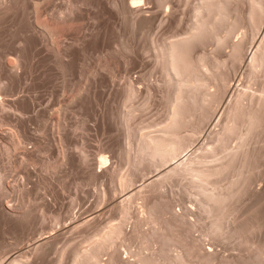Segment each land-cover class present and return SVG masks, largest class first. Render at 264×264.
Here are the masks:
<instances>
[{
    "label": "rangeland",
    "instance_id": "1",
    "mask_svg": "<svg viewBox=\"0 0 264 264\" xmlns=\"http://www.w3.org/2000/svg\"><path fill=\"white\" fill-rule=\"evenodd\" d=\"M157 1L0 0V64L5 68L7 66L8 69L4 78L0 77V264L18 258L26 260L28 264H75L74 261L80 257L78 254L85 251L87 246H92L90 244L94 243L93 241L100 239L98 234L104 233L109 224H117L116 222L121 223L124 228L123 234L115 238V244L114 241L109 243L114 246L111 245L110 248L109 245L105 248L112 251V256L103 248L104 253L99 257V259L102 257L101 264H143L145 258L153 261L149 264H237L238 257L241 259L248 256L245 254L251 253V250L246 249L245 242L250 241L251 245L255 246L262 241L261 236L264 238V218L259 222L260 225L256 222L257 225H254V222L252 224L249 221L248 225L251 226L249 225L247 232L250 229L252 231L244 233L241 238L237 235L230 238L234 233L228 230L233 221L238 222L237 219L239 220L241 216L240 223L244 221L243 218L250 219V214L253 217L252 213L256 210L261 211L264 217V201H258L261 203L256 205L253 191L242 194L239 201L233 202L231 199L225 203L221 223L227 227L224 230L230 233L221 230L222 233L219 234L218 230L216 232L213 231L214 228L211 230L208 220L201 221L200 218L198 221L200 216L202 218L207 216L208 211L205 213V209L198 205L195 199L199 197L195 196L197 191L189 186L187 178L184 180L185 175L181 178L171 175L170 178L168 176V180L164 178L163 182L159 177L169 166L171 168L187 158L195 160V156L201 154L204 148L202 152H206L207 146H210L211 135L207 134L222 128L219 126L223 125L224 118L221 120L222 124L219 121L224 117L225 105L236 93L234 89L238 91L246 86L252 90L251 87L258 84L252 80L259 81L260 77L255 79L258 73L253 74V77L256 75L254 78L252 76L249 78L252 74L247 73L248 76L245 69L248 58L254 51L252 45L264 30V17L258 27L260 31H256V34L254 32L253 35L251 32L252 39L249 35L250 29L248 27L243 29V23L236 30L233 28L236 32L230 36L232 39L243 37L244 33L251 39L247 38V45L243 46L244 52H241L243 59H240V64L239 61L235 63V68H230L234 64L231 65L232 60L225 58L228 48H223L222 43L220 44L222 50L219 51L218 48L219 52L215 49L219 44H215L210 36L208 40H201V43L206 41L205 45L199 41H197L199 46L195 43L196 53H207L211 57L213 52L217 51V58L230 60L228 65L227 61L224 63L223 60L224 66L227 65L228 68L227 66L225 70L220 68L226 74L229 72L228 86H224L226 91L224 88L221 89L224 90L225 95L221 93L224 98L220 95L223 99L219 97L221 101L218 99L211 109L214 113L211 112L208 119L200 122L201 125L197 119L199 112L193 115L192 123L191 120L189 122L191 125H183L186 131L183 134L191 136L196 128L199 133L196 135V132V136L192 134L191 143L187 142V146H184L176 159L170 160L169 164L152 169V172L150 168L149 172L142 167L144 165H140L142 168L138 165L137 168L135 164L129 162L131 157L127 156L125 150H130L136 141L135 137L145 128L148 130L156 127L167 113L169 101L166 98L169 96L167 91L171 92L172 86L169 85L170 82L168 84L169 78L167 79L156 61L154 48L170 40V37L174 38L184 33L189 24L191 3H194L193 0H161L158 2L163 5H159ZM231 1L235 2L232 7L245 3L244 0ZM128 4L130 12L125 16L122 8ZM71 5L75 7L71 8ZM4 6L7 7L4 9ZM241 7L243 9L244 5ZM33 8L37 9L34 11ZM235 8L241 9L238 6ZM1 16L5 18L2 19ZM67 17L71 19L67 21ZM42 24H53L52 26L56 24V32L58 28L59 30L57 33L46 34L47 31L42 29ZM247 32L249 34H246ZM65 48L67 52L63 51ZM19 49L22 51L21 54ZM23 49L26 51L23 52ZM57 52L60 55H57ZM17 53L22 56V61L18 59L20 62L14 72L13 68L9 70L8 66L10 64L16 67L18 63L16 60L20 58L15 57ZM60 62H65L67 67L62 70ZM30 64L32 66H29ZM250 79L253 83L251 87L247 86V82L251 84ZM127 84L131 86L133 84L132 87L139 92L138 96L135 93L136 97L130 99L132 102H126L124 98ZM208 89L213 88L208 86ZM13 99L14 102L23 101L27 107L23 111L17 110L11 105ZM125 114H130V118L127 115L125 118ZM16 118L24 123L25 133L22 137L16 133L14 127L13 122L16 123ZM229 136L230 139L228 138L226 143L222 140L224 144H230L227 149L237 143L233 135ZM261 137L257 144H262L259 146L264 148V132ZM11 140L14 143H11ZM10 143L16 146H10ZM223 143L217 144H220L221 148ZM247 145L244 149L249 147ZM215 147L213 149L217 154L219 145ZM220 151L221 153L216 156L225 152L222 149ZM238 154L237 160L240 158ZM260 165L259 172L263 170V175L262 172L257 174V180H260L261 175L264 176V163L260 162ZM225 172L228 174L223 172L224 175L217 179L219 183L214 181V185L219 184L220 188H223L230 183V178H236L235 172L229 169ZM128 173L135 175L136 178L133 176L135 179L131 183L134 184L132 187L130 184L128 188L121 189L120 181L124 180ZM244 174V178L249 175L251 177L248 172ZM153 179L159 180V183ZM261 180L258 183H262L260 192L264 190V180ZM214 187L211 189L219 188ZM131 193L134 195L130 200L134 201H129L131 204L128 205L129 212L123 217L120 215L121 209L117 207ZM143 198L151 205L152 202L155 204L158 201L163 204L164 213L161 221L153 223L150 221L151 218H147L150 214L146 215L145 211H149V208L145 207L147 209L145 210L143 207L144 202L141 203V200H145ZM147 204L145 205L150 206ZM246 235L250 239L246 238ZM110 250L107 249V252Z\"/></svg>",
    "mask_w": 264,
    "mask_h": 264
},
{
    "label": "bare ground",
    "instance_id": "2",
    "mask_svg": "<svg viewBox=\"0 0 264 264\" xmlns=\"http://www.w3.org/2000/svg\"><path fill=\"white\" fill-rule=\"evenodd\" d=\"M80 1H82V0H80ZM158 1L161 2V0H158ZM158 1H157V3L159 4L160 2H158ZM244 1H245V3H241ZM244 1L243 0H241V2L238 1L242 5L241 4L235 5V7L238 6L241 8L239 10V8H235V7L231 6L232 4L235 3V2L232 3L231 0H193L194 3L193 4L191 3L192 8L190 10L191 15H190V19H189V24L187 25L184 33H182V35H178L177 37H174V38L170 37V40L162 42L161 44L157 45L154 48V51H156V56H155L156 61L160 64V67H162L163 72H165L164 75L166 74L167 79L169 78V81H167V82H168V84L170 82L169 85L172 86V90L169 88V90H171V92L167 91V94L169 96L165 93L166 96H168L166 98H168L167 100H169V101H168V105H167L168 108L166 110V112H167L166 116L163 118L164 120H162V122H160V124H158L156 127H153V129L152 128L148 129V130H146L147 128H145V130L142 129L144 131H140L139 135L135 137L136 141H135V143L133 142L134 144L132 147H130V150H127V151L125 150V153L127 154V156L132 158L131 159L129 157H127V158L125 157L126 159L129 158L130 163L132 162V164L133 165L135 164L136 167L138 165L139 166L144 165L142 167H145L146 171H149V172H150V170H149L150 168H151V172H152V169H156V168H159L160 166H164L165 164H169L170 160L173 161V159H176L175 157L180 153V151L182 149H184V146H187L188 143L189 144L191 143L190 139L192 137V134L194 136L196 132H197L196 135L199 133L198 130L196 131V129H197L196 128L195 131L192 132L191 136L189 135L190 137L188 135H185V134H183L186 132L183 129V127H184L183 125H185V124H187V126L189 124L191 125V123H192L191 119L193 118V115L196 112H199L198 118H197L199 123L202 122L203 120L208 119L211 112L214 113V111L213 110L211 111V109H213V105L215 104V102H217V100L220 99L219 97L222 96L224 98L223 95H225V94L223 91L226 88V87L224 88V86H226L228 84L227 83V80H228L227 74L229 72L226 74V72H224L222 70L226 69L225 67L228 65V62L230 60H232V61H230L231 65L234 64V66H230V68H235V63L237 61H239V64L241 63L240 62V59L242 58L241 52H244V50H242V49H243L244 45H245L244 47H246L247 41H248L247 38L249 37V36H245V33L242 36L246 37V38L239 37L238 39L234 40L230 36L234 35L236 32L235 30L237 28H239L240 24L243 23L242 24L243 29H245L246 27H248L250 29V31H249L250 34L248 32L246 34H249L250 38H251V32L253 35L254 32L256 34L258 31H260V30H258V27L260 26V23L262 22V17H264L263 16L264 15V0H244ZM127 2H129V1H127ZM230 2H231V4H230ZM116 3H117V1H116ZM34 4L36 5V3H34ZM35 5H34V7H36ZM159 5H163V4H159ZM243 5H244V8L242 9L241 6H243ZM37 6L39 7V4ZM72 6L73 5H71V8L75 7V6H73V7ZM6 7L4 6L3 8L5 9ZM35 9H37V8H35ZM35 9H34V11H35ZM67 9H68V7H67ZM122 10L126 14L123 12L122 13L125 14V16H127V14H129V12H130V5L128 4V5L124 6L122 8ZM38 11H39V9H38ZM77 12H78V10H77ZM3 13L4 12H2V14ZM70 13H71V10H70ZM4 14L6 15L7 12L5 11ZM23 14H25V13H23ZM1 17H2V19L5 18V16H1ZM69 19H71V18H68L67 21H69ZM143 19L147 20V18H143ZM55 20H58V19H55ZM58 21H60V19ZM35 23H37V22H35ZM47 24L46 25L42 24L43 25L42 29L47 31L46 34L47 33H49V34L55 33L56 32V28H55L56 24L54 26H52L53 24L52 25H47ZM236 24H237V26H236ZM244 25H246V26H244ZM261 25H263V24H261ZM222 28L224 30L223 32H222ZM58 30H59V28H58ZM58 30H57V32H58ZM232 30H233V32L234 31L235 32L233 33ZM246 31H247V29H246ZM241 32H244V31H241ZM261 32L262 33L259 36V38L258 39L256 38L257 40L254 38L256 40V41L254 40L255 41L254 45L251 44L253 46L252 48L254 49V51L251 53L250 57L248 58V62L246 64L247 69H245V71L247 70V72H245L246 74L247 73H249V75L252 74L250 76L247 74L249 76V78L251 76L253 77V74L258 73V76L255 79L260 77L258 79L259 81H254V79H252L253 83L254 82L258 83L257 85L255 84L256 87L255 86L251 87V85L253 83L250 79L251 84H249L247 82V86L250 85L249 87L253 88L252 90L247 89L246 86H244L245 88L240 87L242 89H239L238 91H237V89H234V90H236V93L233 94V96L230 98V101L227 103L228 105L227 104H226L227 106L225 105L226 108L224 107L225 110H223V112H225V114L223 113L224 117H221L220 121H219L222 124L221 120H223V118H224L223 125L219 126V128L220 127H222V128L219 131L216 130L217 132H215L214 131L215 129L213 128L214 132L207 134L208 136L211 134L209 137L210 139L206 136L210 140V142H209L210 146L206 145L208 147V148L206 147L207 148L205 150L206 152H202L205 148L203 150L201 149L202 150L201 154L196 155L195 160H188L190 158H187V159L179 162V164H176L175 166L173 165L171 168H170V166L169 167L167 166L168 168L166 169V171L165 172L163 171V173H160V175H159V177L161 178L160 181H162L164 178H165V180H168V176L170 178L171 175L172 176L176 175V176H179L180 178L185 175L183 177L184 180L187 178L188 179L187 182L189 181V184H190L189 186H191V188H193L195 191H197V194L195 196H199L198 197L199 199L197 197L195 199H196L198 205H200L201 209H203V210L205 209L204 210L205 213L208 211L207 216H205L204 218H202L200 216L198 218V221H200L199 220L200 218H201V221H202V219L208 220L209 221L208 225L211 226V230H212V228H214L213 231L215 230V232H216L218 230L220 232L219 234L222 233L221 230L226 231V232H228V230H230L231 233L232 232L234 233V234H232V237H230V238H235L236 235L239 238H241L242 235L246 234L247 228L248 227L250 228V226H251L250 224H249L250 226L248 225L249 221L252 224L254 222V225H255L256 223L261 222L262 218H264L261 211L256 210L254 213H252L254 215L253 217L250 214L251 218L250 217H249L250 219L243 218L244 221L242 220L241 223H240V220H241L240 218L242 216L240 215L241 217H239V220L236 218L238 222L233 221L231 223V226L228 225V226H230V228L228 227L229 228L228 230H224L227 227L225 228L223 226L224 223L223 222L221 223V220H222L221 214L224 213L223 210L225 209V208H223V206H225L227 204V202H229L231 199L233 200V202L238 200V199L240 200L239 197L242 196V194L244 195V193H247V191L248 192L253 191L252 193H254L255 198H256L255 202H257L256 205H259V203L264 201V190H262L261 192L259 190V189H261L262 183L258 184L260 182V180L264 177V176H262L263 170H261L262 173L259 172V166L261 169L260 162L264 163V161H262V159H264L263 158L264 157V148L262 146H259L262 144H257L261 140L260 137H261L262 133L264 132V30ZM32 33H33V31H32ZM209 36L211 37L210 39H212L215 42V44H219L218 46L215 47V49H217V51L219 49H220L219 51H221L222 46H223V48H228L227 53H225L226 54L225 58H229L230 60L229 59H223L224 61L225 60L227 61L226 66H224L225 65L224 63H226V61L224 62L222 60V58H217L218 57L217 54L219 51L217 52L215 50L216 51L215 53L214 52H213V54L211 53L212 54L211 57L209 54L207 55V53H196V46H199L198 43L199 42L201 43L202 39L208 40ZM49 37H50V35H49ZM245 39H246V41H245ZM251 39H249V40H251ZM197 41H199V42H197ZM244 41L246 43H244ZM205 42H203L201 44L205 45L206 44ZM207 42H209V41H207ZM195 43H196V46H194ZM225 44L227 46H225ZM48 47H49V45H48ZM193 48H195V49H193ZM20 49L18 50L19 53L21 51ZM52 49H53V47H52ZM65 49L63 51L67 52L68 51L67 48H65ZM24 50L26 51V49H23V52H24ZM194 50H195V52H194ZM19 53H17V56H15V57H20V58H17V60H16V63L18 62L17 64L14 62L16 64V67H14V65L9 64V66H8L9 70L13 68L12 70L14 72H16L15 68H17V66L20 62V61H18V59L19 60L21 59V61H22V56H19ZM15 55H16V53H15ZM57 55H60V54L58 53ZM215 55H217V56L214 57ZM67 60H69V59H67ZM2 62H3V60H2ZM31 62H33V61H31ZM31 64L29 66H32ZM3 66H1V64H0V77L1 78H4L5 73L8 72V69H6L7 66H6V68ZM221 66L222 67L224 66V67L222 68ZM66 67H67V64L65 62L61 63L60 68L62 70L65 69ZM228 67L229 66H227V68ZM12 72H11V74H12ZM17 75H19V74H17ZM7 76L9 77L8 73H7ZM255 76L256 75H254V77ZM133 84H132V86H133ZM210 85L213 88L212 90L208 89V86L211 87ZM242 85H240V86H242ZM132 86H131V84H127L125 86L126 96L124 98H126L125 99L126 102L127 101L130 102L132 100L131 98L135 96V93L139 94V92H136V90H135L136 88L134 89L133 88L134 86L133 87ZM223 88H224V90L221 91V89H223ZM247 90H249V91H247ZM168 92H170V93H168ZM222 92H223V95H221ZM138 94H137V96H138ZM149 94H150V92H149ZM133 100H135V99H133ZM220 101H221V99H220ZM11 105H13L19 111H23L27 107V105L23 101H17L16 100L14 102V99H13V102L11 103ZM125 107H126V104H125ZM141 107H142V104H141ZM133 108L135 109V107H133ZM139 109H140L139 111H141V108H139ZM127 110L128 109H126V111ZM126 115L129 117L130 114H125V118H127ZM132 115H133V113H132ZM197 119H196V122H197ZM13 120H14V118H13ZM16 120H17V118H16ZM190 120H191V123H189ZM196 122L194 120V124ZM13 123L15 124L14 127L16 130V133L20 137H22L25 133L23 121L18 119L16 121V123L15 122H13ZM125 124H126V122H125ZM200 125H201V123H200ZM127 127L129 128L130 126L127 125ZM213 127H214V125H213ZM182 131H184V132H182ZM132 133H133V131H132ZM229 135H233L234 138L237 139V143L235 142L236 144L234 147H230L229 149H227L228 148L227 146H229L230 144L229 145L224 144L222 142V140H224V142L226 143L227 139L228 138L230 139ZM233 136L231 138H233ZM8 138L12 139L11 137H8ZM126 139L128 140V137ZM12 142L13 141L11 140V143ZM218 142H221L224 145L222 144V146L220 148V144H217ZM228 142H230V141H228ZM11 143H10V146H16V145H13ZM232 143H234V142H232ZM126 144L128 145V143H126ZM246 144H248L249 147L247 145L248 148L246 147L247 149H244ZM213 145L216 146L215 148H217V146L219 145V148L222 149V151L223 150L225 151V149H227V150L225 152H223V154H221L220 156H216V155H219L221 153V151L219 148H217L220 152L218 150H216L218 152L216 154L214 151L215 149H213L214 148ZM225 145H226V148H225ZM131 151H132V153H131ZM207 151H209V152H207ZM211 152H213V153H211ZM125 153H124V155H125ZM202 153H204V154H202ZM208 153H210L211 155H209ZM238 153L241 155H239ZM237 154H238V156H240V158L238 160H237V158H238ZM130 159L132 161H130ZM236 160H237V162H236L237 165L235 163ZM96 162H98V160ZM130 163H129V165H130ZM133 168H135V167H133ZM228 169L235 172L234 175L236 174L235 175L236 178L235 179L230 178V180L228 179L230 183H227L228 185L223 187V188L222 187L220 188L221 185H219V184L218 185L215 184L216 185L215 186L213 184V183H215L214 181H216V183H219V181H217V179H219V176L227 173L225 171ZM146 171H145V173H146ZM223 172H224V174H222ZM245 172L250 173L251 177L249 174H247L249 176L244 178L243 176L246 175V174H244ZM260 173L262 175L260 176V180L258 179L259 180L258 181L257 180V174L259 175ZM186 175H188V177ZM125 176H124L125 178H123L124 180L120 181L121 183L119 182L120 183L119 186L121 187V189L125 188V187L128 188L129 185L132 183V181L134 182L133 179L136 178L135 175H131V173H128V175H125ZM136 176H137V174H136ZM241 176H242V178H240ZM144 177H145V175H144ZM179 177H178V179H179ZM215 178H216V180H215ZM153 180H157V179H153ZM165 180H164V182H166ZM262 180H264V179H262ZM158 181L159 180H157L156 182L159 183ZM133 184H131V187ZM155 185H157V184H155ZM211 185H214L215 187L219 186V188H215L214 186H212L215 189H211L212 188ZM140 192H142V191H140ZM131 195H132V193H131ZM131 195H129V197H127L128 196L127 195L126 199L124 198V200L122 202H120V203H123L122 205L120 203L118 204L120 206L117 207V209L118 208L121 209L120 215L122 214L123 217L127 215V212H129L128 211V208H129L128 205L131 206V204H129L130 203L129 201H131V202L134 201L133 199L130 200L134 194L132 196ZM140 197H142V196H140ZM146 198H143L145 200L144 201L141 200V203H143V202L145 203V201H146L145 204L148 203L151 206V207L146 206L144 203L142 204V205H144L143 206L144 208L145 207L149 208V211L147 210L148 208L147 209L145 208V210H147V211H145V214L146 215L150 214V215H147L148 216L147 218H149V219L151 218L150 221L153 223L154 222L156 223L159 220L161 221L162 215L164 213V212H162L163 208H164V207L162 208L163 204L161 205L158 201L155 204L152 202L153 205H151L150 202H147ZM140 199H142V198H140ZM258 201H261V202H258ZM157 203H159V204H157ZM253 204H255V203H253ZM132 208L133 207H131V209ZM144 208H143V212H144ZM203 210H202V212H203ZM261 210H262V208H261ZM219 211L220 212L222 211V212L219 213ZM248 214H246V215H248ZM248 216H245V217H248ZM263 221H264V219H263ZM116 223L117 224L113 223V225L109 224L110 225V226H108L109 228L105 229L106 231L105 232L103 231L104 233L101 232L102 236L100 234H98L101 238L98 237V238H100V239H98L96 237V239H98V240L94 239L96 241H93L94 243L90 244L92 246H87V248L85 247L86 248V249H84L85 251L82 250L83 252L82 253L80 252L82 255L78 254L79 252H76L78 254V257H79V255H80V257H79V259H77L78 257L76 258L77 261H74V262H76L75 264H99L101 262L100 260L102 258L101 257L99 259V257L103 255L104 249L106 247H108L109 245H110L109 246L110 248H111V245L114 246L113 244H109V243H112L114 241L113 243L115 244V241H116L115 238L117 239V237H119V235L121 236V234H123L124 228L122 227V225H120L121 223H118V222H116ZM259 225H260V223H259ZM259 225H258V227H260ZM261 226L263 228V225H261ZM105 228H107V227H105ZM211 230H209V231H211ZM260 230H261V228H260ZM249 231H252V230L250 229ZM210 233H212V232H210ZM217 233H215V234H217ZM228 233H230V232H228ZM228 233H226V235ZM252 234L254 235V233H252ZM256 234H258V233H256ZM226 235H225V237H227ZM247 235H246V238H249V237H247ZM216 236H218V234ZM238 237H237V240H238ZM254 237H256V236H254ZM94 238H95V236H94ZM260 239L262 241L260 240L261 242H259V243L257 242L258 244L255 246L251 245L252 243L250 241H248L249 244H248V242L247 243L245 242L246 249L251 250V253H250V255L245 254L246 256L247 255L248 256L247 257L244 256V258L241 257V259H239L240 257H238V260L236 262L237 264H264V238H262V236H261ZM223 240H225V239H223ZM240 241H237V242H240ZM231 244H232V242H231ZM242 245H243V243H242ZM238 247H240V246H238ZM244 248H245V245H244ZM107 249L110 250L109 248H107ZM107 249H105L106 250L105 252L108 254L110 252L109 255L112 256V254H111L112 251L110 250L107 252ZM112 250H113V248H112ZM21 257H23V256H21ZM109 258H112V257H109ZM147 258H149V257H147ZM18 259H20V258H18ZM18 259H12V260H10V262H8L6 264H28V262L26 260L23 261V259H20V260H18ZM145 259L144 260L142 259L143 264H145V263L149 264V262L150 263L153 262L151 260H148V259L145 260ZM72 261H73V259H72ZM234 261H236V260H234ZM234 261H231V262H234ZM108 262H110V261H108ZM179 262H180V260H179ZM156 263H157V260H156ZM229 263H230V261H229Z\"/></svg>",
    "mask_w": 264,
    "mask_h": 264
}]
</instances>
